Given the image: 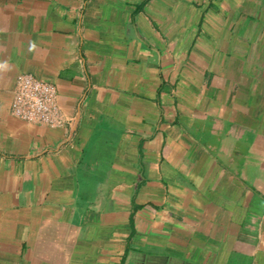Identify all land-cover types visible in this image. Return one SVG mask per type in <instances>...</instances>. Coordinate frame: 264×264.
I'll return each instance as SVG.
<instances>
[{
    "label": "crops",
    "instance_id": "1",
    "mask_svg": "<svg viewBox=\"0 0 264 264\" xmlns=\"http://www.w3.org/2000/svg\"><path fill=\"white\" fill-rule=\"evenodd\" d=\"M0 64V264H264V0H0Z\"/></svg>",
    "mask_w": 264,
    "mask_h": 264
},
{
    "label": "built area",
    "instance_id": "2",
    "mask_svg": "<svg viewBox=\"0 0 264 264\" xmlns=\"http://www.w3.org/2000/svg\"><path fill=\"white\" fill-rule=\"evenodd\" d=\"M58 100L55 85L22 73L16 77L12 91L11 114L27 123L63 127L66 117Z\"/></svg>",
    "mask_w": 264,
    "mask_h": 264
},
{
    "label": "clouds",
    "instance_id": "3",
    "mask_svg": "<svg viewBox=\"0 0 264 264\" xmlns=\"http://www.w3.org/2000/svg\"><path fill=\"white\" fill-rule=\"evenodd\" d=\"M5 67H6L5 64H0V69H3V68H5Z\"/></svg>",
    "mask_w": 264,
    "mask_h": 264
}]
</instances>
